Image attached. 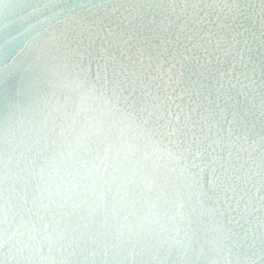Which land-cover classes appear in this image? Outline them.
Masks as SVG:
<instances>
[{"label": "clouds", "instance_id": "clouds-1", "mask_svg": "<svg viewBox=\"0 0 264 264\" xmlns=\"http://www.w3.org/2000/svg\"><path fill=\"white\" fill-rule=\"evenodd\" d=\"M0 264H264V0H0Z\"/></svg>", "mask_w": 264, "mask_h": 264}]
</instances>
